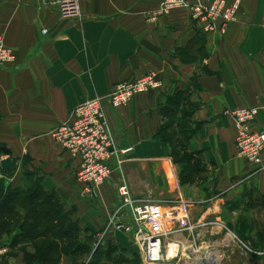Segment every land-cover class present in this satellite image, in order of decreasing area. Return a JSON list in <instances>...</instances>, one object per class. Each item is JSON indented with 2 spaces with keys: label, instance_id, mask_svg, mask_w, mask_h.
Wrapping results in <instances>:
<instances>
[{
  "label": "crops",
  "instance_id": "1",
  "mask_svg": "<svg viewBox=\"0 0 264 264\" xmlns=\"http://www.w3.org/2000/svg\"><path fill=\"white\" fill-rule=\"evenodd\" d=\"M162 1L81 0L77 15L61 16L55 0H0V37L15 54L0 69V148L10 151L0 162L10 158L15 172L7 186L10 171L0 168V183L14 190L24 171L35 173L42 191L98 233L122 203L123 176L135 200L174 201L170 230L184 216L197 227L173 234L179 251L202 239L226 242L228 234L250 252L264 251V169L237 156L234 123L222 115L258 108L249 129L264 126V0H241L234 20L210 32L186 8L156 17ZM148 73L159 76L161 90L109 106L116 85ZM95 97L104 102L121 172L112 158L111 179L90 195L75 179L78 161L51 134ZM178 126L198 163L188 179L165 140L167 128ZM113 235V243L134 249L131 238Z\"/></svg>",
  "mask_w": 264,
  "mask_h": 264
},
{
  "label": "built area",
  "instance_id": "2",
  "mask_svg": "<svg viewBox=\"0 0 264 264\" xmlns=\"http://www.w3.org/2000/svg\"><path fill=\"white\" fill-rule=\"evenodd\" d=\"M80 1L55 0L54 3L61 16H75L78 14ZM240 5L241 0L231 2L227 0H163L155 16L160 17L173 10L186 8L191 20L202 25L204 31L210 32L217 25L220 29H224L231 23ZM42 34L46 35L47 31L43 30ZM261 60L264 63V50L261 52ZM14 62V52L4 45L0 37V69ZM161 88H163V82L156 73H148L136 81L121 82L111 93L109 106L112 109H119L129 104L135 96L161 90ZM103 104L102 99L95 97L77 106L72 112L71 121L60 125L51 134L53 140L71 158L78 161L75 179L83 186L84 192L90 195H95L96 190L111 179L112 158L115 159L116 166L121 172L115 137L109 127ZM258 111V108H241L225 110L222 115L234 123L237 156L262 170L264 169L262 160L264 126L256 132L249 129ZM128 151L130 150L121 153ZM117 192L122 203L98 232L94 242L95 250L104 245L111 234L118 232L131 238L141 252L144 264H160L165 256L164 242L169 236L177 232H192L197 228L190 223L188 216H184L181 221L182 227L170 230L168 226L174 222V216L173 211H167V208H172L174 201L135 200L131 198L123 176H120ZM5 253L6 249L0 246V263ZM259 255L264 256V251H261Z\"/></svg>",
  "mask_w": 264,
  "mask_h": 264
},
{
  "label": "rangeland",
  "instance_id": "3",
  "mask_svg": "<svg viewBox=\"0 0 264 264\" xmlns=\"http://www.w3.org/2000/svg\"><path fill=\"white\" fill-rule=\"evenodd\" d=\"M183 115H179L176 117V121L178 122ZM172 124V121H169ZM179 126L180 123H178ZM176 129L175 127H171V129L165 132L166 137L170 136L172 140H180L181 137H184L183 129ZM188 133V132H187ZM186 133V134H187ZM118 169V168H117ZM15 170L10 171L6 175V182L8 186V181L11 180L13 173ZM34 174H30V172L24 171L23 180L17 185L16 189L19 193V198H32L31 195L35 192L36 198H40L39 201L34 202V206L32 208H36L39 213H48V217L50 219L58 220L59 217V209L65 214L64 227L65 231L68 230V240L58 241L60 244L59 257H51L50 260L44 261L46 264H144L142 260V254L138 250V248L134 245L132 249L130 245L127 249L120 245L119 243H113L110 236H114L111 234L105 241L104 245L98 250L99 255H94V242L96 240V236L98 233H95L88 229L85 225H81L80 217H78L77 210L70 209L65 211L64 207L59 204V202L51 195L47 193H40L39 186V176H33ZM39 186V187H38ZM0 187L3 188V183H0ZM6 188V186H4ZM9 190L8 188L6 189ZM44 192V191H43ZM31 203L29 205L24 206L21 205V201H19V205L16 209L17 217L14 218L13 221H10L9 225L6 226L3 235L0 236V246L6 249V253L0 264H9V257L12 260L16 258L19 262L24 263V256H31L32 258H46L49 254L42 250V255L39 256L37 252L32 249V245L24 242L21 243L19 241V236L27 235V229H20L19 225L22 224V218L27 208H30ZM115 210V209H114ZM76 215V217H75ZM57 222V221H56ZM23 232V233H22ZM73 232V233H72ZM75 233V234H74ZM130 238L129 236L125 235ZM229 237V240L227 238ZM7 239L5 245H2V241ZM209 238V236H207ZM226 238V242H223L222 238L218 240L211 239L210 243L203 244L205 239L197 241V244L194 243L186 244L187 248H183L174 253L170 260H167L166 251L167 248L172 245L175 246L174 243V235L169 236L164 242V253L163 262L160 264H201L205 262V256L208 252L214 256L213 259L208 258L206 260V264H264V256L259 255V252H250L245 248H242L240 244L236 241L234 237L228 234ZM25 239L24 237L22 240ZM222 240V241H221ZM218 241V242H217ZM127 242V241H126ZM133 242V241H132ZM219 243V244H217ZM48 245V242L46 243ZM56 244V243H54ZM134 244V243H133ZM9 248H8V246ZM45 248H49L47 245L42 244ZM223 245V246H222ZM116 246V248H115ZM204 246V247H203ZM206 246V247H205ZM204 248V250L202 249ZM110 250V257L106 255L107 250ZM112 249V250H111ZM210 255V254H209ZM97 256H102V258H98ZM97 257V258H96ZM100 259V260H97ZM32 264H44L42 262H38L36 260H32Z\"/></svg>",
  "mask_w": 264,
  "mask_h": 264
},
{
  "label": "trees",
  "instance_id": "4",
  "mask_svg": "<svg viewBox=\"0 0 264 264\" xmlns=\"http://www.w3.org/2000/svg\"><path fill=\"white\" fill-rule=\"evenodd\" d=\"M168 129V128H167ZM184 137H181L180 140H172L170 136H167L165 140L171 145V157L175 163L182 164V176L183 179L191 177L195 170L198 168L197 159L193 156H189L186 153V142L189 139V135L185 134ZM0 154L9 156L10 151L5 148H0ZM39 187V186H38ZM40 193H45L40 190ZM36 193L34 192L31 197L32 198H19L18 190H6L4 192V188L0 187V236L4 234L6 226L9 225L10 221H13L14 218L17 217L16 209L19 205V201H21V205L27 206L31 203L30 208H27L22 220V224H20L19 228L27 229V235L19 236V241L24 242V244H31L32 249H34L39 256H43L42 250L45 252L49 251V254L46 258L42 259L31 256H24V264H32V260H36L38 262H42L46 264L47 261L51 259V257L58 258L60 244L58 241L68 240V230L65 231L64 224L62 221L66 217L65 214L59 209V219H50L47 215L48 213H38L36 208H32L34 206L35 201H39L40 198H36ZM57 221V222H56ZM23 233V232H22ZM73 233V232H72ZM75 234V233H74ZM25 238L22 240V238ZM48 242V245L46 244ZM56 243V244H54ZM42 244L47 245L49 248H45ZM101 247L95 250L94 255H99L98 250ZM116 248V246H115ZM42 249V250H41ZM112 250V249H111ZM111 251L108 249L106 255L110 257ZM58 256V257H57ZM98 258H102V256H97ZM96 257V258H97ZM100 260V259H97Z\"/></svg>",
  "mask_w": 264,
  "mask_h": 264
},
{
  "label": "water",
  "instance_id": "5",
  "mask_svg": "<svg viewBox=\"0 0 264 264\" xmlns=\"http://www.w3.org/2000/svg\"><path fill=\"white\" fill-rule=\"evenodd\" d=\"M12 161L10 158L4 159L0 162V168L4 172H8L11 170ZM214 258V256H212ZM201 264H206V262H202Z\"/></svg>",
  "mask_w": 264,
  "mask_h": 264
},
{
  "label": "bare ground",
  "instance_id": "6",
  "mask_svg": "<svg viewBox=\"0 0 264 264\" xmlns=\"http://www.w3.org/2000/svg\"><path fill=\"white\" fill-rule=\"evenodd\" d=\"M177 251H178V248L176 246L170 245L166 251L167 260H170L171 257L174 255V253H176ZM211 259H213V257H211Z\"/></svg>",
  "mask_w": 264,
  "mask_h": 264
}]
</instances>
